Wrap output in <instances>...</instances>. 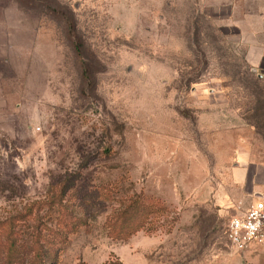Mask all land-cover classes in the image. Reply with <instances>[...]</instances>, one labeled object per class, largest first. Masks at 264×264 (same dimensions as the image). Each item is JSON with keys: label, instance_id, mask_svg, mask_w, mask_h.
<instances>
[{"label": "rangeland", "instance_id": "obj_1", "mask_svg": "<svg viewBox=\"0 0 264 264\" xmlns=\"http://www.w3.org/2000/svg\"><path fill=\"white\" fill-rule=\"evenodd\" d=\"M259 41L264 0H0V256L80 172L104 207L57 264H264L225 237L264 203V78L245 58ZM132 197L147 224L112 241L105 218Z\"/></svg>", "mask_w": 264, "mask_h": 264}, {"label": "trees", "instance_id": "obj_2", "mask_svg": "<svg viewBox=\"0 0 264 264\" xmlns=\"http://www.w3.org/2000/svg\"><path fill=\"white\" fill-rule=\"evenodd\" d=\"M74 52L81 57L80 46L74 44ZM87 71L83 70L86 80ZM257 75V74H256ZM260 79V78H259ZM83 175L79 172L67 174L50 194L39 201L31 203L23 217L34 215L36 218L33 231L26 239H7L8 254L0 256L4 264H57L61 254L69 244V238L90 229V221L102 213L105 196L99 187L80 185ZM105 218L104 229L107 238L112 241L125 242L147 224L151 214L146 204L139 203L135 197L119 201ZM33 248L35 253L19 255L15 249ZM12 249L14 251H12ZM78 264H85L80 261ZM105 264H121L117 260H109Z\"/></svg>", "mask_w": 264, "mask_h": 264}, {"label": "built area", "instance_id": "obj_3", "mask_svg": "<svg viewBox=\"0 0 264 264\" xmlns=\"http://www.w3.org/2000/svg\"><path fill=\"white\" fill-rule=\"evenodd\" d=\"M225 237L229 246L237 252L255 246L264 249V203L256 201L232 216L227 222Z\"/></svg>", "mask_w": 264, "mask_h": 264}, {"label": "crops", "instance_id": "obj_4", "mask_svg": "<svg viewBox=\"0 0 264 264\" xmlns=\"http://www.w3.org/2000/svg\"><path fill=\"white\" fill-rule=\"evenodd\" d=\"M245 58L252 69H258L257 71L264 74V42L249 43Z\"/></svg>", "mask_w": 264, "mask_h": 264}, {"label": "water", "instance_id": "obj_5", "mask_svg": "<svg viewBox=\"0 0 264 264\" xmlns=\"http://www.w3.org/2000/svg\"><path fill=\"white\" fill-rule=\"evenodd\" d=\"M252 72L256 73L258 78H264V75L258 74L256 69H252Z\"/></svg>", "mask_w": 264, "mask_h": 264}]
</instances>
